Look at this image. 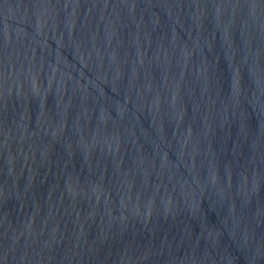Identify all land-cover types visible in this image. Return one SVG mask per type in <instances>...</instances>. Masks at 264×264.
<instances>
[{"label":"water","instance_id":"1","mask_svg":"<svg viewBox=\"0 0 264 264\" xmlns=\"http://www.w3.org/2000/svg\"><path fill=\"white\" fill-rule=\"evenodd\" d=\"M0 264H264V0H0Z\"/></svg>","mask_w":264,"mask_h":264}]
</instances>
